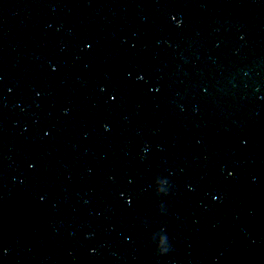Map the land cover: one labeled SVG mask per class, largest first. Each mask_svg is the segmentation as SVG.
Masks as SVG:
<instances>
[{
    "label": "water",
    "instance_id": "1",
    "mask_svg": "<svg viewBox=\"0 0 264 264\" xmlns=\"http://www.w3.org/2000/svg\"><path fill=\"white\" fill-rule=\"evenodd\" d=\"M0 264H264V0H0Z\"/></svg>",
    "mask_w": 264,
    "mask_h": 264
},
{
    "label": "clouds",
    "instance_id": "2",
    "mask_svg": "<svg viewBox=\"0 0 264 264\" xmlns=\"http://www.w3.org/2000/svg\"><path fill=\"white\" fill-rule=\"evenodd\" d=\"M145 151H147V149H145ZM152 187L155 191V194L157 196H161V195H167L169 193L171 185L167 177L162 178V176L158 175L153 178ZM158 207L160 213L163 214L166 211L165 205L163 203H160ZM140 223L144 227L148 226V222L146 220H141ZM149 240L152 244H154L155 252L157 255L162 256L172 251V246L169 243V239L164 228H161L159 231L152 232L150 234Z\"/></svg>",
    "mask_w": 264,
    "mask_h": 264
},
{
    "label": "snow or ice",
    "instance_id": "3",
    "mask_svg": "<svg viewBox=\"0 0 264 264\" xmlns=\"http://www.w3.org/2000/svg\"><path fill=\"white\" fill-rule=\"evenodd\" d=\"M172 19L175 20L177 24L180 23V21L177 20L175 16H173ZM88 47H91V45H88ZM137 79H138V80H142V79H143V76H142V75H138V76H137ZM103 90H104V89H103V87H102V88H101V91H103ZM113 99H115V97H113ZM120 195H121V196H125V193L122 192ZM126 203H127L129 206H131V205L133 204V199H132V197H131L130 195L127 196V198H126Z\"/></svg>",
    "mask_w": 264,
    "mask_h": 264
}]
</instances>
